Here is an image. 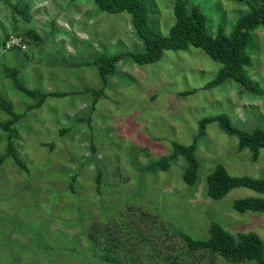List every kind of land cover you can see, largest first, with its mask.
<instances>
[{
	"label": "rangeland",
	"instance_id": "rangeland-1",
	"mask_svg": "<svg viewBox=\"0 0 264 264\" xmlns=\"http://www.w3.org/2000/svg\"><path fill=\"white\" fill-rule=\"evenodd\" d=\"M22 1L30 4L28 19ZM146 2L152 28L167 35L174 0ZM191 2L208 14L211 34L220 24L229 33L247 11L239 0ZM31 28L40 39L26 35ZM11 32L26 38V48L4 50ZM252 40L247 70L264 88L263 25ZM141 50L131 16L101 10L94 0L0 1V95L22 114L14 123L16 144L28 165L26 171L10 158L0 163V264H255L189 252L176 230L206 239L216 221L264 240V212L233 207L253 190L236 187L221 199L206 194L207 175L218 163L231 174L264 177V149L253 160L249 149L238 150L236 136L211 122L198 142L196 184L184 181L181 157L168 170L139 167L171 152L174 140L191 143L205 116L224 112L237 127L264 128V94L244 91L234 80L204 88L221 64L195 46L166 50L142 65L126 56L106 79L93 63L100 53ZM4 68L16 69L25 88L63 94L35 106L39 98ZM93 88L103 91L96 100ZM12 117L0 106V120ZM6 136L0 128V156Z\"/></svg>",
	"mask_w": 264,
	"mask_h": 264
},
{
	"label": "trees",
	"instance_id": "trees-1",
	"mask_svg": "<svg viewBox=\"0 0 264 264\" xmlns=\"http://www.w3.org/2000/svg\"><path fill=\"white\" fill-rule=\"evenodd\" d=\"M10 2L12 0H0ZM101 10L108 13L127 12L131 16V23L135 34L143 41V50L137 53H107L98 54L93 63L97 65L102 79L116 73V64L126 56H131L138 64L154 63L159 61L166 50H186L189 46L204 49L208 55L221 66L214 79L209 81L204 88H211L225 83L227 80H234L240 84L244 91L264 94L261 83L252 77L247 68L253 65V57L250 52L252 46V31L264 26V0H239L246 7V12L239 15L229 33L224 32L220 24L216 34L208 30V14L200 4L191 0H174L173 8L175 22L169 33L164 35L152 28L150 24V8L146 0H94ZM21 6L19 2L15 5ZM30 4L22 1L21 12L28 19ZM18 11V9H17ZM31 38L40 39L34 29L26 32ZM7 75L11 76L14 83L28 94L38 97L39 106L48 96H61L63 92L31 90L21 85L18 80L16 69L4 68ZM92 92L96 98L103 92L101 88H93ZM92 89V90H93ZM92 91L91 89H88ZM196 90H186L183 94H189ZM264 105V104H263ZM0 106L13 117L7 120H0V128L7 134L5 153L0 156V163L7 158L12 159L24 170L28 165L19 155L17 150L18 131L14 126L15 121L20 117L11 107L10 102L0 95ZM264 107V106H263ZM211 122H218L220 127L228 134L238 139V150L249 149L253 160L260 157L264 149V128L256 127L252 130L243 129L233 124L227 113H218L203 117L199 122V131L194 140L185 144L179 141H172V151L163 154L157 159H152L142 167L143 173L168 170L177 158L185 160L183 179L186 183L196 184L199 177L200 160L197 156L199 138L207 132V126ZM76 175H73L75 179ZM100 177V170L97 178ZM206 194L213 199L223 198L230 190L236 187H247L255 192L254 195L240 197L233 202L234 209L245 212H264V177L252 175L231 174L227 167L218 163L213 171L207 175ZM74 180L72 181V186ZM74 188V186H73ZM186 243L187 250H208L218 254L230 262L242 263L247 260H254L255 264H264V240L255 231L232 232L213 221L210 224V235L206 239L194 238L187 232L176 230Z\"/></svg>",
	"mask_w": 264,
	"mask_h": 264
},
{
	"label": "built area",
	"instance_id": "built-area-1",
	"mask_svg": "<svg viewBox=\"0 0 264 264\" xmlns=\"http://www.w3.org/2000/svg\"><path fill=\"white\" fill-rule=\"evenodd\" d=\"M19 33L12 32L8 35L6 41H5V50H10L12 48H20L24 49L26 48L25 40L26 38Z\"/></svg>",
	"mask_w": 264,
	"mask_h": 264
},
{
	"label": "clouds",
	"instance_id": "clouds-1",
	"mask_svg": "<svg viewBox=\"0 0 264 264\" xmlns=\"http://www.w3.org/2000/svg\"><path fill=\"white\" fill-rule=\"evenodd\" d=\"M12 33V32H11ZM16 33V32H15ZM7 37H8V35H7ZM7 37H6V39H7ZM6 39H5V41H6ZM5 41H4V45H5ZM4 50H5V47H4Z\"/></svg>",
	"mask_w": 264,
	"mask_h": 264
}]
</instances>
